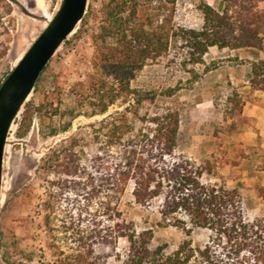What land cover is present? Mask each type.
<instances>
[{"label": "trees", "instance_id": "16d2710c", "mask_svg": "<svg viewBox=\"0 0 264 264\" xmlns=\"http://www.w3.org/2000/svg\"><path fill=\"white\" fill-rule=\"evenodd\" d=\"M174 4L175 0L102 2L99 26L92 35V72L72 89L75 106L67 114L70 119L83 110L90 116L103 115L118 101L127 106L93 127L95 153L87 175L75 139L52 150L43 162V173L57 180L46 187L42 204L53 264H107L119 239L128 244L126 264H189L197 255L199 264H264V217L247 222L238 191L228 189L208 162L197 165L186 156H176L178 112L141 115L138 107L144 97L131 86L146 66L168 55L184 68L203 64L213 47L253 49L264 55V0H222L221 12L200 0L198 27L176 23L170 11ZM248 83L251 91L264 92V58L251 63ZM245 103L233 91L224 114L240 118ZM21 109L27 119L31 104L24 103ZM204 176L211 179L204 182ZM67 182L80 200L75 210L61 216L57 206ZM129 185L135 205L147 209L157 202L160 226L186 235L193 229L205 231L209 234L205 245L195 249L184 241L171 253H166L165 245L152 248V230L136 231L118 210ZM32 261L29 254L18 264Z\"/></svg>", "mask_w": 264, "mask_h": 264}, {"label": "rangeland", "instance_id": "374dc122", "mask_svg": "<svg viewBox=\"0 0 264 264\" xmlns=\"http://www.w3.org/2000/svg\"><path fill=\"white\" fill-rule=\"evenodd\" d=\"M103 1H86L81 21L56 50L24 102L32 106L29 117L23 118L21 109L10 126L0 188V264L25 262L29 254L33 255L31 264L54 263L52 252L46 246L42 204L46 187L50 182L56 184L57 180L54 175L43 173V162L52 150L75 139V150L87 175L92 171V154L95 153L93 127L127 106L118 101L103 115L90 116L89 111L83 110L81 115L70 119L67 114L75 106L72 89H78L77 84L84 83L92 72L95 56L92 35L99 26ZM204 1L218 12L223 9L222 0ZM60 2L0 0V84L47 26ZM199 2L175 0L170 8L173 20L198 27L201 23ZM257 54L258 51L253 49L219 50L213 47L204 56L203 64L185 68L179 59L171 61L172 55H168L146 66L131 84L144 97L138 107L141 115L167 109L178 112L180 124L175 155L186 156L197 165L208 162L228 189L238 191L247 222L264 217V140L258 137L254 145L238 141L237 136L246 120L242 116L232 119L224 114V109L227 97L233 91H237L246 103L253 101L251 94L256 91L250 90L248 63ZM170 90V96H167ZM149 94L153 95V101L149 100ZM206 101L212 102V119L196 114V105ZM67 124L69 127L65 131ZM210 179L204 176L202 180ZM67 186L57 206L61 216L65 211L75 210L76 201L80 200L75 197L72 183L67 182ZM130 193L129 185L118 210L136 231L152 230V248L165 245L166 253H171L184 241H190L195 249L202 248L207 242L209 234L205 231L193 229L186 235L172 226H160L157 202L150 208H142L134 204ZM15 246L24 254L16 251ZM127 247V242L119 239L107 264H126ZM199 263L197 255L189 264Z\"/></svg>", "mask_w": 264, "mask_h": 264}, {"label": "water", "instance_id": "95a60500", "mask_svg": "<svg viewBox=\"0 0 264 264\" xmlns=\"http://www.w3.org/2000/svg\"><path fill=\"white\" fill-rule=\"evenodd\" d=\"M87 0H61L58 10L0 84V188L6 138L43 69L81 21Z\"/></svg>", "mask_w": 264, "mask_h": 264}, {"label": "crops", "instance_id": "0c3cea01", "mask_svg": "<svg viewBox=\"0 0 264 264\" xmlns=\"http://www.w3.org/2000/svg\"><path fill=\"white\" fill-rule=\"evenodd\" d=\"M251 62L262 60L263 52L254 55ZM253 101L247 102L242 109L241 116L246 120L245 127L237 136V140L247 144H253L259 137L264 140V92H254L251 94ZM196 114H202L204 118L212 119L214 117V108L211 101H206L196 105ZM195 114V115H196Z\"/></svg>", "mask_w": 264, "mask_h": 264}]
</instances>
